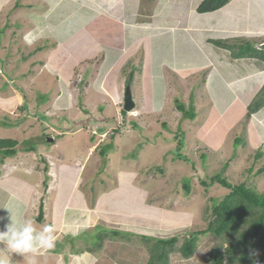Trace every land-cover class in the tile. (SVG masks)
<instances>
[{
	"label": "rangeland",
	"instance_id": "rangeland-1",
	"mask_svg": "<svg viewBox=\"0 0 264 264\" xmlns=\"http://www.w3.org/2000/svg\"><path fill=\"white\" fill-rule=\"evenodd\" d=\"M58 1L59 6L72 4L71 0ZM72 1L73 5L76 2L74 11L54 6L55 0H0V94L16 98L9 102L10 115L0 108V115L7 116L13 124H0V136H15L24 149L35 147L36 150L18 152L19 161L13 156L7 158L16 174L31 178L29 185L58 177L61 186L55 201L59 214L65 202L84 205L73 186L84 176V167L94 165L90 172L96 184L92 187L100 200L95 206H107L118 214L110 215L107 219L111 222L105 227L96 224L91 235H70L67 243L57 242L62 247L71 245L68 239L76 242L74 252L78 257L72 264H148L150 253L145 240L177 236L174 251H178L191 232L208 226V216L204 214L210 209L209 198L220 199L225 194L202 182H209L215 173L222 172L230 182H243L264 193V171L257 172L264 164V107L245 117L248 101L264 73H247L249 65L240 60L218 70L213 62L219 56L230 57L228 49L213 41L231 44L236 53L243 46L246 53L247 43L256 48L264 42V0H228L215 12L202 14H197L188 0L169 3L172 11L184 14H178L179 20L206 27L192 31L191 36L184 35L181 43H172L170 34L163 35V40L158 35L150 36L152 42L144 41L137 52L136 42L126 43L121 64L110 65L106 73L103 64L94 61L99 58L93 56L101 50L90 36L97 23L79 26L85 13L83 5L89 0ZM157 6V2H149L139 8L149 11ZM50 9L49 13L55 14L46 21L45 13ZM186 27L191 29V25ZM88 28L91 29L87 31ZM30 30L37 31L40 37L32 46L23 41V35ZM76 34L72 40L69 38ZM195 34L201 36L202 46L193 39ZM99 37L105 41L101 33ZM78 38L81 43L76 46ZM61 39L64 41L59 42ZM51 42L53 45H49ZM46 44L47 50L34 52L38 45ZM178 51L180 55L173 61V53ZM97 55H103L102 51ZM243 58H249V67L255 63L253 57ZM109 60L112 62V58ZM34 61L37 62L31 64ZM165 63L170 68L159 65ZM133 69L132 83L127 84ZM127 85L136 105L125 112L122 108ZM180 104L192 118L177 107ZM91 144L94 146L84 158ZM104 144L103 155L100 150ZM259 152L261 156L256 157ZM179 153L188 161L179 159ZM80 159L85 161L82 168L80 162L76 163ZM100 177L103 188L98 186ZM18 182L21 186L15 191L16 197H23L25 186ZM29 189L33 194L30 186ZM11 207L17 212L21 205L12 201ZM45 215L46 223L53 225V209ZM131 217L136 222L130 223ZM62 235L59 232V238L64 239ZM235 240L213 233L199 234L190 258L182 259L179 252L173 251L167 256L168 263L212 264V249L222 252ZM239 254L236 253L238 257ZM252 256L251 264H256L255 251ZM12 260L14 264H28L25 257ZM68 260L65 257L62 263ZM37 264L53 262L40 255ZM222 264H229V254L223 255ZM230 264L242 262L234 257Z\"/></svg>",
	"mask_w": 264,
	"mask_h": 264
},
{
	"label": "crops",
	"instance_id": "crops-1",
	"mask_svg": "<svg viewBox=\"0 0 264 264\" xmlns=\"http://www.w3.org/2000/svg\"><path fill=\"white\" fill-rule=\"evenodd\" d=\"M188 1L190 2V7L192 5V7H194V11L196 12L195 8H197V6L202 0H188ZM97 2L98 4L96 5ZM149 2L150 3L157 2L159 6H157L154 9L152 7V9H150L149 11H145L142 10V8L141 9L139 8L140 4H144V3L147 4ZM174 2L175 4L176 2L181 4L182 1L181 0H98V1L89 0L88 3L83 5L82 9L85 10V13L82 21H80L79 23V26H81L83 23H86V24H90L89 27H91V25H95L97 23L95 25V27H97L96 31L92 35L90 34V32L89 34L94 39L95 42L99 43L98 45H100L101 47V50L97 51L93 56L98 57L99 60L101 61L99 62V64H103V66L105 67L103 68L104 72L103 71L102 72L103 73L108 72L109 70H111L110 65H114V64L116 65L120 61V57H125V52L127 47L126 43L128 44L132 41L136 42L135 44H137V46L135 52H137V48L143 45L142 43L144 41L152 42L150 40V36L158 35L159 38L163 40L164 39L163 35L170 34V39H172L171 40L172 43L173 42L181 43L182 40L180 39H182L184 35L191 36L193 34L191 33L192 31H199L202 29V27H206L201 23L192 24V23H196L195 21L193 22L186 21V23H184L183 21L179 20L178 14L181 12H174L172 11L173 7H169V3H174ZM71 3L72 4H66L60 6L64 8L69 7L72 9L71 11H74V7L76 8L75 6L76 2L73 5V1L71 0ZM53 5L60 7L58 0H55V3ZM90 8L92 10H96L98 8L101 11L98 13L95 11L90 12L89 11ZM51 9L48 11V14L47 12L45 13L46 14L45 18H47L46 21H51L52 18L51 16L55 14L54 12L49 13ZM196 13L200 14L198 12ZM181 14L184 15L183 13ZM187 25H191V29L187 28L186 27ZM90 29L91 28H88L87 31H89ZM95 33H97V35ZM100 33H101V37H105L104 42L100 40L101 39L99 37ZM78 34H76L75 36H70L69 38L72 40L73 38L77 37ZM130 35L131 38L127 39L126 37ZM193 39L196 42L198 41V44H200V42L202 41L201 36H197L196 34L194 35ZM62 41L64 40L61 39L59 42ZM75 41H76V46L79 43H81L79 38L75 39ZM200 46H202V44H200ZM205 48L206 46L204 45L203 49ZM100 51H102L103 55L99 56L97 55V53H99ZM106 52H107V58L105 56ZM180 52L181 51L173 53V57L180 55ZM184 53L185 51H182V56H184ZM159 55L160 54H157V58L159 57ZM111 58H112V62H110L109 60ZM106 59L108 60V63L104 64V61ZM239 60L242 63L246 64L247 66L248 65L250 66L252 64L247 62L249 58L234 59L231 56L228 57V55H225L224 59H222L220 56L219 59L216 57V61L213 62L217 66V70H218L221 69L222 67L224 68L228 66L232 67L234 63ZM170 61L171 60H169V63ZM120 62L117 65L121 64ZM253 62H255L258 65L254 63L251 67L248 66L247 73H249L250 71L251 72L250 74L255 75L256 73V74H260L261 76V74L264 73V62L258 59H255V61ZM159 65L165 66L166 68H170L168 63L159 64ZM162 70L164 71V68H162ZM263 83H264V78L261 81V83L258 85V88H256V90L254 91V94L252 95L251 99L254 97L255 93L261 88ZM6 98L11 99V101L7 100L5 105L6 110L10 113L11 105L9 102L13 103L16 100V98L14 97V95ZM249 102L250 101H248V103ZM163 103H166L165 97L163 99ZM156 112L159 111L156 110ZM93 146H94L93 144L89 146V148L85 152L84 158H86L89 151L92 150ZM31 149H33V147L32 148L28 147L27 149L25 148L20 151L18 150V152H23V151L28 152ZM33 150H36L35 147ZM37 151L40 154V151L39 150ZM17 153L13 157L14 160L19 161V157H17ZM7 160H8L7 163L1 166L2 169L0 172V217L5 218L3 220H0V230H3L4 225L8 222L7 221L8 213L7 210L4 208L7 206V204L8 206H11L12 201H17L20 203L21 208L17 212H19V214L22 217L23 215H29L30 218L33 217L35 218L36 226L38 228L43 225H47L46 220L43 219V217L46 216L45 214L46 212H48V209L51 210L52 208L53 215L55 217V219L53 217L52 223L56 228V233H55V235L57 236L56 245L54 249L49 250L46 253H41L40 255L45 258L47 257L49 260H52L53 264H72L73 260H76V257H78L77 254H75L74 252L76 251L74 247L76 242L72 238L68 239V241L69 240L71 241V245L68 244V245H64L63 247L57 245L58 241L65 242L67 241V236L70 237V235L77 236L79 234H86V233H90L91 235L94 233V230L97 227L100 226L105 227V224L111 222L109 219H107L110 215L118 214V212L108 209L107 206H103L102 208L95 206V203H97L100 200H99V196H95V190L92 187V185L94 186L96 184L90 172L91 166H94L93 164L87 169H86L87 165L84 167L83 169L85 170L84 176L81 179L75 181V184L78 182L77 184L78 187L75 188L76 186L75 184L73 186V192H77L78 194L77 197L83 199L84 205L82 207H78L76 205L71 206L67 204V202H65L64 204L60 205L61 214H59V212L56 211L57 205L55 201V194L57 193V190L61 186L58 177L52 180L50 179L47 180L45 178L42 179L41 181L36 180L34 181V183L29 185L27 181H31V178L28 176H23V174L20 177L19 175H16L12 170V168L10 167L12 166L10 164V159ZM79 162H80V167L82 168V165L85 164L84 163L85 161L83 159L82 160L80 159V161L78 160L76 161V163ZM12 164H17V162H14ZM8 169H10L11 171H9ZM59 175L61 177V173ZM100 179L102 178L100 177ZM18 181H21L25 186V195L23 197L21 195L19 197H16L15 191L19 190L21 186V184ZM36 182L39 184H37ZM102 183H103V179L98 186L103 188ZM28 186L32 188L33 194L30 193V189L28 190ZM66 196L68 195L66 194ZM132 222H136V221L133 219V221H130V223ZM96 224H100V225L96 227ZM59 232L61 236H63L62 234H64V239L61 237L59 238ZM89 237L90 239H93L92 236ZM76 246L78 249L79 248L78 244H76ZM13 257H16L18 259L24 258L17 254H13L12 258ZM65 257L69 258V260L62 263Z\"/></svg>",
	"mask_w": 264,
	"mask_h": 264
},
{
	"label": "trees",
	"instance_id": "trees-1",
	"mask_svg": "<svg viewBox=\"0 0 264 264\" xmlns=\"http://www.w3.org/2000/svg\"><path fill=\"white\" fill-rule=\"evenodd\" d=\"M227 2L228 0H202L197 6L196 11L199 13L214 11ZM213 43L218 47L228 49L230 51V56L234 59L253 57L255 59L260 58L261 61L264 62V50L254 47L252 48V45H249L248 43L246 53L244 51V46L241 47L239 53H236L232 50L231 44H225L221 41H213ZM49 45H53L52 42ZM49 45H38L37 48L34 49V52L37 50L40 51L44 48L47 50ZM252 51H255V53ZM25 57L26 56H24V58ZM171 58L172 57H170V59ZM172 59L174 61V59H177V56H174ZM94 61H96V64H99L100 62L97 58L94 59ZM36 62L37 61H34L31 64H35ZM133 73H131L129 79H127V84L132 83ZM2 95L3 94H0V108L3 110L6 109L5 105L7 98L5 99V96ZM40 97L44 98L42 94H40ZM45 99H47V96ZM177 107L184 112L183 105L180 104L177 105ZM262 107H264V83L248 103L245 117L249 118L251 114L257 112ZM186 113L192 118L191 113L184 112V114ZM8 115H10L9 112L7 113V116ZM7 116L0 115V124L3 127L13 125L11 121L9 122ZM5 117L6 119L4 120ZM103 123L104 122L101 124ZM99 130L103 131V129ZM91 138L92 140L95 139L93 136ZM22 149H24V147H22V144L19 143V139L15 138V136H0V158H2L0 159V172L2 169L1 166L7 163L4 162V160L8 157L15 156L18 150L20 151ZM100 152V154H105V144ZM261 154L262 153L259 152L256 157L261 156ZM177 157L188 161L187 158L180 153ZM263 171L264 164L259 167L257 172L261 173ZM202 182L206 187L215 186L216 189L219 188V190L225 193L224 195H220V197L222 196L220 199L214 197L209 198L211 202L210 209L209 212L204 214L205 217L208 216L206 217L208 220V226L203 230L191 232L190 237L182 242L178 251H174V244L177 241V236L160 238L156 241H153L152 239L145 240L148 252L150 253L147 261L148 264H169L167 256L173 251L179 252L182 259L190 258L194 252L197 236L205 233H213L216 237H221L227 240H230L233 237L236 238V240L233 243H230L222 252L218 249H212V264H222L224 254H229V264L233 261L234 257L236 260L242 262V264H251L253 258L252 251L256 252V264H264V193H258L255 189L247 187L243 182H230L227 178L222 176V172L215 173L211 176L209 182ZM220 186H223L228 190L225 192ZM188 188L190 187L188 186ZM189 190L190 189H188V191ZM91 250L93 251L94 249L91 248ZM237 252L240 253L239 257L236 255Z\"/></svg>",
	"mask_w": 264,
	"mask_h": 264
},
{
	"label": "clouds",
	"instance_id": "clouds-1",
	"mask_svg": "<svg viewBox=\"0 0 264 264\" xmlns=\"http://www.w3.org/2000/svg\"><path fill=\"white\" fill-rule=\"evenodd\" d=\"M39 38V34L35 30H30L23 35V41L28 46L35 44ZM134 70L130 71V75ZM4 209L8 213V222L4 225V229L0 230V264H14L13 254L27 258L28 264H37V257L41 253L55 248L57 236L54 225L47 224L38 228L34 217L24 218L11 206ZM3 219L5 218L0 217V220Z\"/></svg>",
	"mask_w": 264,
	"mask_h": 264
},
{
	"label": "water",
	"instance_id": "water-1",
	"mask_svg": "<svg viewBox=\"0 0 264 264\" xmlns=\"http://www.w3.org/2000/svg\"><path fill=\"white\" fill-rule=\"evenodd\" d=\"M255 47L257 49L264 50V42H261V43L255 45ZM123 103H124L123 104V109L125 111H130L135 106V102H134V100L132 98V93H131L129 85H127L126 88H125L124 96H123Z\"/></svg>",
	"mask_w": 264,
	"mask_h": 264
}]
</instances>
